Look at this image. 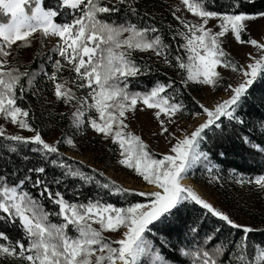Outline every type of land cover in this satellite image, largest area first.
<instances>
[{
	"label": "snow or ice",
	"instance_id": "snow-or-ice-1",
	"mask_svg": "<svg viewBox=\"0 0 264 264\" xmlns=\"http://www.w3.org/2000/svg\"><path fill=\"white\" fill-rule=\"evenodd\" d=\"M116 2L125 5L131 14L138 15L134 6L137 0ZM240 2L233 0L229 10L218 12L210 9L209 0H181L187 12L199 22L177 17L185 31H177L183 43L173 55L171 46L158 34L155 26H141L130 21L118 23L105 15L120 11L112 0H56L54 5L48 0H0V17L4 18L0 19V117L33 133L30 137L9 135L0 126V140L11 142L8 150L16 152V145L31 144L35 145L32 151L48 155L59 154L57 145L61 142L76 147L71 138L57 144L47 143L30 122V109L23 106L27 90L22 81L26 80L30 88L38 73L21 71L9 59L14 58L13 54L19 49L30 47L35 39H39L43 47L46 41L56 38L52 52L59 58L48 57L52 62L50 73L43 66L39 71L51 82L56 100L74 107L71 126L79 130L87 124L97 134L110 139L117 146L118 163L153 186L151 191L137 192L121 187L115 181L100 185L111 195H135L148 201L120 207L102 197L86 202L69 201L61 192L49 188L41 175L45 173L44 167L29 169L37 174L36 179L26 176L18 183L0 175V221L15 225L21 232L15 239L0 232V264H142L143 258H147L149 264H169L146 233L152 231L150 226L155 222H163L187 202L206 210L242 235L235 242H226L231 244L227 256H224L225 246L221 245L211 251L181 249L183 255L193 256L196 264H225V261L228 264H264V244L251 243L250 234L254 229L236 223L183 183L197 162L204 160L211 164L208 154L201 150L207 131L220 128L223 118L237 120L242 99L254 83L264 79V41L258 42L250 36L245 38L247 22L264 18V11L258 14L237 12ZM70 13V19H60ZM210 20L219 21L218 31L208 27ZM229 35L237 43L250 45L256 51V55H248L249 62L245 65L237 64L224 51L222 41ZM181 49L183 55L179 54ZM138 52H152L162 57L169 67H173L174 60L175 67L184 73L181 81L184 87L189 83L217 87L222 79L218 68L238 73L241 82L236 86L229 84V98L213 107L199 104L206 117L204 122L190 134L177 136L169 125L175 123L173 118L185 110V105L177 100L179 90L175 83L157 81L145 91L130 89L133 79L152 71L147 63L137 62L135 53ZM66 70L74 76L65 78ZM74 88L86 89V94L77 95ZM146 109L155 110L154 117L161 129L158 134H167L171 143L169 151L160 158L141 136L131 131L128 123L130 114ZM253 147L264 152V147ZM52 163L64 169L65 175L85 183L95 180L94 176L74 169L62 160ZM212 170L213 167L208 168L209 172ZM28 181L41 190V197L57 208L47 210L41 200L26 191L24 186ZM238 182L254 184L264 192V174L247 180L241 178ZM52 217H56L57 222H53ZM192 231L198 229L194 227ZM220 231L219 227L214 229L205 243ZM106 234H117L119 238L113 239ZM221 256H224L223 260L219 259Z\"/></svg>",
	"mask_w": 264,
	"mask_h": 264
},
{
	"label": "trees",
	"instance_id": "trees-1",
	"mask_svg": "<svg viewBox=\"0 0 264 264\" xmlns=\"http://www.w3.org/2000/svg\"><path fill=\"white\" fill-rule=\"evenodd\" d=\"M48 3L54 5L56 0H48ZM232 3L233 0H209V7L211 10L223 12L229 10L232 7ZM112 4L116 5L120 11L105 14L111 20H115L118 23L130 21L141 26H155L158 29V34L171 46L173 55L177 54V47L183 43L181 37L177 35V31L183 32V30L180 27V21L168 9L164 0H137L134 6L138 15H133L126 11L125 5L113 2ZM111 6L109 5V7ZM236 11L258 14L264 11V0H253L250 3L241 0L240 6ZM70 18L71 13L60 17L61 20ZM0 19L4 18L0 17ZM174 37L175 39H173ZM179 54H184L182 49ZM153 58L156 59L155 57ZM135 59L139 63L150 65L152 71L148 75L133 79L130 84L131 90L145 91L153 87L157 81H173L175 87L179 90L177 100L185 105V110L182 114L190 118L198 117L195 115L198 112L201 113L199 116L203 115L199 107L201 103L187 87L182 85L181 81L184 74L175 67L174 60L173 67H165L160 62L153 63L152 59H140L136 53ZM177 75H181V79ZM171 91L170 89L169 92ZM23 106L29 108L26 100H24ZM237 116L238 119L233 121L223 118L220 128L207 131L206 139L201 144V150L208 154L211 164L202 160L201 164L196 166V172L192 176L195 181H200L199 174L206 176L208 180L213 179V186L222 198H229V194L234 189H238L236 184L241 178L247 180L250 177L264 174V152L253 147V145L264 147V79L258 80L249 89L237 109ZM30 122L38 129L39 126L31 116ZM10 143L7 140H0V175H4L11 182L18 183L26 176L36 179L37 174L29 172V169L44 167L45 173L41 175L47 181L49 188L53 192H61L69 201L86 202L89 199L102 197L105 201L120 207H126L130 203L148 202L146 198L135 195L119 196L109 194L108 190L103 189L100 185L113 180L105 175H100L101 172L90 168L81 161L66 155L62 150L65 148L63 142L57 145L59 154L48 155L32 151L31 149L35 145L31 144L16 145L17 151L11 152L8 150ZM54 160H62L74 169L79 168L86 174L94 176V182L85 183L78 178L65 175L64 169L52 163ZM209 167H213L212 172L208 171ZM56 180H59L60 183H55ZM24 187L26 191L41 200L47 210L51 211L57 208L46 198L40 196L41 190L34 188L31 181L26 182ZM225 191L226 193H224ZM231 196L233 197L232 194ZM52 220L57 222L56 217H52ZM194 227L198 231L193 232L192 229ZM218 227L221 231L215 233L214 239L205 243L207 236L212 234L214 229ZM150 228L152 231L146 233L147 238L152 241L155 248L161 250L169 264H196L195 258L191 255H183L181 249L187 252H196L201 248L211 251L216 246L221 245L225 246L224 256H227L229 255L231 244L226 242H235L242 235L239 230L225 226L223 222L212 217L206 210L191 202L182 205L178 211H175L174 215L167 217L163 222H155ZM0 232L8 234L13 239L21 235L20 230L15 225L2 221H0ZM250 239L253 245L264 244V229L254 230L250 234ZM224 256L219 257V259L223 260ZM225 264H228V262L225 261Z\"/></svg>",
	"mask_w": 264,
	"mask_h": 264
},
{
	"label": "rangeland",
	"instance_id": "rangeland-1",
	"mask_svg": "<svg viewBox=\"0 0 264 264\" xmlns=\"http://www.w3.org/2000/svg\"><path fill=\"white\" fill-rule=\"evenodd\" d=\"M168 9L173 12L175 17L191 22H199L198 18L193 17L187 12L181 0H164ZM253 1V0H252ZM117 3L116 0H112ZM218 20H210L208 27L213 31H218L216 27ZM247 33L245 38L249 36L256 39L258 42L264 41V18L255 21L247 22ZM183 31L185 29L180 23ZM56 43V38H51L45 42L42 47L40 40L35 39L32 45L28 48H21L15 52L14 58L10 57V62L21 71L35 70L36 76L33 85L29 88L27 81H22L26 88V98L30 108V116L39 126L43 139L50 144H57L58 141H66L67 138L73 139L76 147L69 146L63 142L62 150L69 157L81 161L92 169H95L109 179L115 181L118 185L134 190V191H151L153 186L147 185L146 182L137 176L132 170L125 168L118 163L119 152L117 146L114 145L110 139H105L102 135L94 132L87 124L79 130L73 128L70 123V117L75 110L72 105L64 104L57 101L54 94L51 82L47 77L40 72L43 66L46 72H51V61L49 56L56 57L52 52ZM224 51L231 57V59L239 65H245L249 62L248 55H256V51L250 45H241L237 43L234 38L229 35L222 41ZM140 59H152L153 63L160 62L163 66L168 67L162 57L155 56L152 52L136 53ZM155 57L156 59H154ZM217 71L221 73V82L217 87L209 85H200L189 83L187 89L194 95V97L204 106L213 107L216 103L224 99H228L230 91L227 90L228 85L236 86L241 82V77L238 73L232 72L230 69L218 68ZM184 74V73H183ZM65 78H72L74 73L67 70L63 73ZM181 79V75H177ZM77 95L83 96L86 94V89L77 90ZM30 94V96H29ZM155 110L146 109L144 111H136L130 114L128 121L131 131L136 135L141 136L157 158L166 154L171 143L167 134L159 135L161 131L159 122L154 117ZM94 115V113H93ZM161 119H165L161 116ZM175 123L170 124V130L177 136L190 134L195 127L203 123L206 117L204 115L195 118H190L182 113L173 118ZM0 126L4 127L6 133L9 135H22L30 137L33 133L26 130H21L17 126L12 125L9 121H5L0 117ZM175 140H172L174 143ZM62 143V142H61ZM202 162H197L191 169L187 178L183 181L186 186L193 188L202 198L211 203L214 207L222 210L228 214L236 223L250 226L254 230L264 229V192L260 191L255 185L237 183L238 189H234L229 198H222L214 188V180L206 179V176L199 174L200 181H195L193 175L196 172V166ZM228 191V190H227ZM226 193V191L224 192ZM228 193V192H227ZM147 203V202H146ZM235 215V216H233ZM110 238H119L117 234H106ZM142 264H149L147 258L142 259Z\"/></svg>",
	"mask_w": 264,
	"mask_h": 264
}]
</instances>
